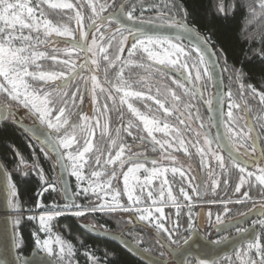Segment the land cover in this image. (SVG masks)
Instances as JSON below:
<instances>
[{
    "label": "snow or ice",
    "instance_id": "6c2138e0",
    "mask_svg": "<svg viewBox=\"0 0 264 264\" xmlns=\"http://www.w3.org/2000/svg\"><path fill=\"white\" fill-rule=\"evenodd\" d=\"M111 6L106 3H99V0L89 3L88 7L91 9V16L88 19L90 23L85 24L84 15H82L77 4L70 2V0H0V97L5 98L6 107L8 108L12 107V104L7 103L10 101L14 102L16 106L27 109L29 114L34 116L39 124L49 130L44 143L50 145V148L45 147L42 150L46 154H54L56 164L60 167H67L70 170L71 175L75 176L78 181V188H80V182L84 180L85 166L93 169L88 178V187H84L76 193V195L83 194L87 197L91 191L92 195L96 197L97 202L91 203L89 211L114 212L119 210L126 213L135 212L139 214V220H148L149 222H152L153 212L159 213V217L156 218V228L167 233L168 239L172 243H175L170 230L163 223L159 222L164 219V210L160 204L164 202V185L169 183L168 180L165 178L160 185L159 199L154 198L153 191L147 189V186L151 185L153 178L163 176L169 169L146 168L145 164L140 162L139 155L131 153V146L123 142L120 137L121 129L119 128L115 130L116 137L110 139V144L107 148L103 147L102 144L98 145L94 143L96 128L101 129V141H103L105 136L110 137V118L103 125L100 123V118H96L95 123L91 124L89 123L90 118L81 112L73 113L69 107V103H71L72 107L77 106V100L82 104L83 95L80 93L79 87H76L71 92L69 89L72 87L73 81L80 78L85 65H88L89 71L93 72V75L89 77L92 103L94 105L97 104V89H99L101 94H106L107 99L112 100L114 104L116 96L113 95V92L120 94V105H126L127 111L142 125L141 129L140 125L129 120L126 127L123 128V131L127 132L128 136H133V132L130 129L135 127L138 132H145L154 144L160 145V148L164 149L165 145L168 148L178 145L176 150L183 149L185 155H188L180 129L171 125L167 118L175 115L180 125L187 126V118H192V114L188 112L187 118H181L185 116V112L181 111V105H183L184 109L193 107L190 101L195 99L197 94L203 99L205 86L208 81L214 79V72L220 67L221 59H223V71L229 73V81H234L238 84L241 96L245 94L246 90H250L252 97H258L259 102L264 105V91L257 90L250 82L245 83L246 80H250L254 71L253 58H256L260 61L261 65H264V39L260 41L259 48L251 50V55L245 54L243 60L238 63L234 62L229 66L227 56L223 54V50H220L219 55L216 52H210V37H202L195 27L188 25L187 21L190 13L183 4L176 5L174 3L172 5V8L176 9L180 19H176L175 16L169 17L167 26L178 30L174 38L175 40L181 39V33L189 38L191 47L188 49L179 43H175L173 38L144 35L140 28L134 31L133 28L128 27L126 29L127 35H125V29L122 27H117L115 33L102 31L103 24L99 23L100 21H107L111 25L119 21L121 15L128 21L134 20L136 9L132 7L131 10L124 11L125 6L123 4L120 5L119 13L103 17L101 14L108 11V8ZM241 7L245 8L246 11L256 18L264 16V0H259V12L251 5L242 4ZM229 8L234 12L235 3L230 4ZM48 10H74L77 29L73 30L64 23H54L49 18ZM216 11L221 15L227 14L223 0H220ZM117 33L119 34L118 36ZM129 36L133 37L130 44ZM53 37H63L65 38V43L74 41L70 48L63 50L62 54L67 59H60L61 50L58 48H53L51 54L47 51V46L56 43L52 39ZM89 40L91 41L90 44L87 43ZM41 46L46 47L42 49ZM126 47L128 48L129 58L138 52L143 53L140 63H134L131 59L128 61L121 59ZM77 49L90 54V57L85 58V64L79 65V71L77 70V64L71 60L72 54L77 52ZM45 59H50L53 62L61 64L64 68L58 71L44 70L43 65L38 63V61ZM117 62L120 63V68L115 73V82H113L109 79L108 69L116 68ZM145 62H151L148 64V68L145 69L148 75L140 76L136 81H131L130 78L125 77V66L134 65L135 67L144 69ZM246 63L253 65V69H246ZM153 66H159L156 71L161 76L167 75L166 69L180 74L179 77L171 80L176 89L181 90L179 94L176 90L170 88H165L161 92L159 87L156 88L155 94L152 93V89L147 81L151 76L149 70ZM101 68H103L105 77L104 84L109 85L107 89L95 74ZM259 74L264 78V67L260 68ZM181 78H184L186 82H182ZM134 83L140 84L141 87L139 89L134 88ZM226 95L228 100L231 101L232 92L229 90ZM182 97H188V101L183 100ZM133 100H139L146 111H141L140 108L134 106L131 102ZM204 102L211 109L212 100L208 99ZM153 105L157 106L155 110L153 109ZM228 107L227 122L224 126L227 140L230 142L229 158L232 159L233 167L243 174L247 172V164L239 160L238 156L233 157L232 152L236 151L239 155H246L249 150L255 152V137L251 135L254 129L251 125L245 124L237 131L235 125L238 124L240 117L234 114L233 109L239 108L240 105L229 103ZM102 109V112H100L101 117L111 111L107 103L102 106ZM161 112L163 113V117L159 115ZM73 114L77 116L81 123L70 119ZM118 119L123 122V112H118ZM195 119H199L198 114ZM203 127L204 124L200 123V128ZM155 133H162L165 137L172 136L173 133L176 135L171 140L162 141L157 139ZM33 135H36V131H33ZM196 135L199 137L200 133L197 132ZM147 137L133 136V139L134 141L136 139L143 141ZM37 138L39 139V137ZM249 140L252 141L250 147L247 143ZM204 144L205 147L197 148V152L201 155L202 160L204 156L210 154L218 162L221 170H225L224 156L212 150V141L206 133L204 134ZM217 147H219V144H217ZM113 149H115L114 154ZM126 149L129 154L125 158ZM241 149H243L242 152ZM105 152H107L106 156ZM165 158L175 159L171 154ZM151 163L155 165L157 161L152 160ZM117 168H119V172ZM141 170L145 173H150L149 176L145 177L143 182L140 181L137 175ZM171 171L174 174L179 172L182 178L185 176L184 171L175 167ZM257 171L259 174L255 175V179L260 185L264 186V167L258 168ZM24 175L26 176L27 173L25 172ZM253 175L254 173L247 172L248 177H252ZM41 179H43L42 175ZM120 180H122L123 189L127 195V205L119 201L120 191L113 187V182ZM133 181H135L134 184L132 183ZM212 183L213 187H215L217 181L213 180ZM225 183H227V180H225ZM244 183L245 178L242 175L239 184L235 187V191L239 193L241 185ZM48 187L53 188V190L55 189L54 184H49L44 188V191H47ZM10 188L12 189L10 194L16 196L15 185L10 184ZM137 188H139L140 194H134ZM146 190L147 199L151 201V206L138 207L142 204L141 196ZM65 191L67 193V190ZM109 193H111L110 202L107 199ZM181 194L184 195L185 199H189L183 188H181ZM167 195L169 200L175 202V197L172 195L170 187L167 190ZM243 195L246 198L248 197L247 192L243 193ZM13 206L17 207L18 205L13 204ZM73 208L75 210H70ZM261 208L264 209V204L261 205ZM66 214L82 217L86 215V212L79 205L69 204H65L63 209L57 207L55 210H49L38 217L40 230L50 234V222ZM241 215H246V213H241ZM209 217L211 218V213H209ZM27 218L29 220L37 219L36 216L31 215ZM135 218L133 217V219ZM189 219L191 220V217ZM14 223L19 224V219ZM216 223H223L219 216L216 217ZM259 224L264 228V220H260ZM175 227L178 229L179 225L177 224ZM192 228L193 224L189 223L188 229L191 230ZM247 231L248 229H237L238 233ZM54 242L58 245V251H55L52 247L53 241L51 240V236H49V239L44 240L37 238L36 246L40 251L46 253L47 256L51 257L55 255L61 262L74 255V246L71 243L66 242L60 236H56ZM184 242L188 243V240L185 239ZM221 242L218 240L214 243L219 244ZM20 243L19 238H17L15 246L19 248ZM248 249L249 251L255 249L258 259L249 258L247 264H264V245L259 240L249 243ZM88 258L93 261V264H99L94 255H90ZM18 259L20 264H44L39 259L31 262L19 257ZM0 264H6V262H0ZM69 264H71L70 259ZM201 264H206V262L202 261Z\"/></svg>",
    "mask_w": 264,
    "mask_h": 264
},
{
    "label": "trees",
    "instance_id": "16d2710c",
    "mask_svg": "<svg viewBox=\"0 0 264 264\" xmlns=\"http://www.w3.org/2000/svg\"><path fill=\"white\" fill-rule=\"evenodd\" d=\"M77 4L80 11L84 7V4L80 0H70ZM157 2V7L160 8L163 14L159 15L165 19L175 16L176 19H180L175 8L172 5L183 4L187 7L190 15L188 17V25L195 27L202 37H210L209 45L213 52L219 55L220 50H223V54L227 56L228 64L231 66L234 62L238 63L243 60L245 54L251 55L252 49L260 47V41L264 39V16L258 18L254 17L241 5H251L260 11L259 0H223L226 15L218 14L216 9L220 0H109L108 5H112L105 12H115L120 9V5L123 4L124 11L131 10L134 7L136 10H141L144 6H150ZM235 3V11L233 12L229 5ZM84 11V10H83ZM85 12V11H84ZM70 12L48 10L49 18L53 22H58L59 18L68 17ZM157 11L152 13H134V15L145 21H155L158 19ZM86 18V15H85ZM102 23V22H101ZM116 24H112L115 26ZM185 47H187L185 45ZM134 58H139V55H135ZM254 60V71L250 80H246L245 83H252L257 90L264 91V78L259 74V70L264 65H261L260 61L256 58ZM43 65L44 70H61L64 68L58 63L52 60H42L39 62ZM223 59L220 60V70L222 74V82L224 86V97L230 90L232 92V98L235 104L240 105L236 109L235 113L239 116H247L252 123L258 121L264 124L262 115L264 114V105H262L258 97L253 98L250 90H246L245 94L241 96L239 86L234 81H229V73L223 71ZM246 69H253V65L245 64ZM106 85V84H105ZM79 87L80 93L83 95V103L80 104L77 100V106H69L73 113L85 111L87 106L89 112L90 97L89 94L80 87V81H74L72 87L69 89L71 92L73 88ZM108 88L109 85H106ZM97 105L102 112V105L107 103L111 111L107 115V120L110 118V137L105 136L101 141V134L95 135L94 143L101 145L105 148L110 144V139L114 138L115 132L113 127L117 126L118 112L112 100L107 99L106 94L100 95L97 98ZM0 103L6 106V100L0 97ZM12 104L13 108H18L14 102H7ZM201 105V103L199 102ZM202 106V105H201ZM124 118L130 119L129 115H125ZM163 117V114H159ZM105 117V116H104ZM72 121L79 123V120L75 114L70 118ZM168 119V118H167ZM83 143V141H81ZM45 148L37 139L31 138L19 127L11 122H6L0 125V162L3 164L11 184L15 185L17 195L10 198V206L12 213L15 215L26 214L32 212L36 206L41 203L44 206L50 205H63L64 200L62 198L59 189H55V192H45L40 198L37 191L41 190L40 176L42 175L46 181L55 180L58 183V177L55 170L54 158L52 154H46L42 150ZM91 155V154H89ZM91 163V161H90ZM93 169L88 167L86 172L89 173ZM27 173L25 176L24 173ZM223 178H221L222 180ZM174 181V179H173ZM70 184L73 194L75 193L73 180L70 178ZM234 185V181L231 183ZM113 185L120 187L119 181H114ZM262 192L254 193L250 192L251 196H260ZM241 194H234L231 192V188L223 190L219 188L214 196L208 198V200H223L233 197H238ZM123 198V197H122ZM126 202L125 200H123ZM97 202L95 197L92 196H77L74 194V202L71 205H79L82 208H90L91 203ZM13 204L18 205L14 207ZM123 213L118 212H103L101 214H86L82 217H74L70 215H64L56 218L53 223V227L56 233L64 240L69 241L74 246V255L71 258L72 264H91L89 260L90 255H94L99 264H143L139 260L132 257L124 249L114 245L109 241L95 239L89 235L83 233L78 223H83L92 226L96 229H102L103 226L111 232H118L126 229L129 223H126L123 218ZM165 215L167 216L165 227H167L175 243L167 240L164 232H157L149 227H135L133 232L125 233V237L132 243L139 241V247L145 250L149 254L158 257L162 260H167L168 256L162 249L158 239L162 238L172 247L179 246L187 239L186 230L189 224V218L186 215L184 209H181L180 213L176 215V223L179 225L177 229L174 227V213L172 209H166ZM19 219L20 223L14 222ZM13 228L16 239L20 240V247L17 248V252L21 256H28L33 249L36 248L34 234L37 232V227L34 221L26 219L23 216H18L13 221ZM126 232V231H125ZM145 248V249H144ZM193 263V261H192ZM224 264V263H219ZM232 264H238L237 259Z\"/></svg>",
    "mask_w": 264,
    "mask_h": 264
},
{
    "label": "flooded vegetation",
    "instance_id": "af4514ba",
    "mask_svg": "<svg viewBox=\"0 0 264 264\" xmlns=\"http://www.w3.org/2000/svg\"><path fill=\"white\" fill-rule=\"evenodd\" d=\"M116 12L117 11L109 12L106 14L104 12L102 14V16L108 17L110 14H114ZM134 20L135 21H141V22H150V21L141 20V19L137 18L135 15H134ZM165 20L167 22L156 23V24L167 26L169 19H165ZM101 22H102V24H108L107 21H100L99 23H101ZM150 23H154V22H150ZM114 24H116V25L112 26V24L111 25L108 24L109 25L108 31H111L113 33L114 30H116V28L119 27V25L117 23H114ZM125 34H127L126 29H125ZM52 39H54L56 41V43L51 45V46H47V51L50 54L52 53L53 48H55L56 46H58L60 44L62 46L71 47V46H68V45L58 41L54 37ZM128 39H129V44H130L133 40V37L129 36ZM174 42L179 43L182 46L186 45L187 47H190L189 45H187V44H185L179 40L174 39ZM87 43H89V41H87ZM45 47L46 46H41L42 49ZM77 51L80 53V57L74 59L73 62L77 64V66H78L77 70L79 71V65L85 64V57H84L83 51H80L79 49H77ZM137 54L139 55V58H134L135 55L132 56L131 58H129L127 49L125 48V51L122 54L121 59L123 61H128L129 59H131L134 63L138 64L141 62V57L143 56V53L138 52ZM87 57H90L89 53H87ZM48 60H50V59H48ZM39 62L40 61H38V63ZM149 63H151V62H145V68L144 69L135 67L134 65L125 66L124 67L125 77L130 78L131 81H136L139 79L140 76L148 75V72H146L145 69L148 68ZM89 65H90V60H89ZM157 67H159V66H153L149 70L151 72V76L149 77L147 83L151 87L152 93L155 94L156 88L159 87L161 89V92H163L165 88H170L172 90H176L179 94L181 90H177L176 86L171 83V80L173 78L179 77L180 74L178 72H174L170 69H166L165 71L167 72V75L161 76L156 71ZM119 68H120V63L117 62L116 68L108 69L109 79L112 80L113 82H115V73L119 70ZM92 74H93V72L89 71L88 65H85L84 70L80 74V78H77L76 80H74V81H80V87L82 86V89L89 94L90 99H91V95H90L91 94L90 93L91 82L89 80V77ZM95 74H97V73H95ZM98 75H99L98 76L99 81L107 89L106 85H108V84H106V85L104 84L105 77H104L103 68H101V70L98 72ZM181 81L185 82L183 80V78H181ZM141 83H144V82H141ZM133 86H134V88H137V89H139L141 87L140 84H135V83ZM76 87L73 88L72 91H74L76 89ZM100 95H102V94L100 92H97V98L100 97ZM113 95L116 96V102L114 104L115 110L116 111H118V110L122 111L123 113H125V115H129L130 119H133L135 124L140 125V122L138 120H136L135 117H132L131 113H129L127 111V107L125 105H123V106L120 105L119 94H116L113 92ZM213 96H214L213 87H212V83L210 80L209 81V88H205V90H204L203 99L200 98L199 94H197V97L190 101L191 105H195L193 107H190V112L193 114L192 117L195 121L187 118L186 115L184 117H181V118H187L188 128L186 130L183 129V127H185L186 125L185 126L183 125L181 127L179 126V123L176 120L175 115L173 117L168 118V122L171 125H174V126L176 125V127H178L180 129L181 136L185 141V147L188 150V155H185V153L183 154V152L181 153L180 151H177L175 148L176 145L173 148H168L167 145H165L164 149L160 148L157 144H154L153 141L149 137H147L145 132H143V131L138 132L137 128H135V127L130 129V131L133 132V136H145L147 138L144 139L143 141H141L140 139H136L134 141L133 136H128L127 132L123 131V128L126 127L129 120L124 118L123 122H121L118 119V116H117V119L119 121H117V126L113 127L114 132H115L114 138L116 137V131L115 130L117 128L121 129V132H120L121 139L123 140V142H125L131 146V153L138 154L139 158H140V162L144 163L146 167L170 165V164L172 165L173 160L167 159L165 157H167L169 154H171V156L175 157V159H174V161L176 162L175 165L179 169L184 171V173L186 174V177L189 179L190 185L194 191L193 199L196 201V203H195V205H193L194 207L192 209L195 210V212H196V217L194 219V224L196 226L195 230L205 240L211 241L213 243L215 241H218V240L223 242V241L230 239V238H233L235 236L245 234V237H247V238L248 237H254V241H252L250 243H253L256 240H259V242L262 245H264V228H262L261 225L259 224L260 220H264V209L261 208V205L264 204V187L260 186L259 184L253 183V180L255 179V175L258 173V171H257L258 168L264 167V126H262L264 124L260 123L258 121H255V123H252L250 121L251 125L255 131V134H256L255 152H252L249 150L248 154L239 155V153H237L236 151H233L235 156L239 157V160L246 162L247 172L254 173V175L252 176L253 178L248 177L247 172L242 174L239 172V170L237 168L233 167L232 159H230L229 156L225 152H223L220 145H219V147H217V144H219V143H218V140H217L214 128H213V124L211 121V117L209 114L210 109H209V106L204 102L205 100H208V99L212 100ZM182 99L185 101H188V97H182ZM223 99H224V97H223ZM199 102L201 103L202 106L199 104ZM132 103L134 104V106L140 108L141 111H146L143 107V104L139 100H134V101H132ZM149 103H151V102H149ZM89 104H90L89 105L90 108H88L89 112L87 111V106H86V108H84L85 111L82 114L91 119L93 111L91 108L92 107L91 103H89ZM69 106H71V105H69ZM0 107L5 109L7 112V118L4 121V123L11 122V123L15 124L17 127H18L17 123H22V124H26V125H30V126H32L34 124H39L38 121L32 120L28 116L26 117V115H24V113L21 111V109L19 107L18 108H13V107L8 108L5 105H2L1 103H0ZM95 108H96V110H98V114H100L101 111L99 109V105L96 104ZM181 111H184L183 105H181ZM159 114H163V113L161 112ZM197 114L199 115V119H195ZM239 117H240L239 120L241 121V123H239V124H241L243 126L245 124H248L246 121L247 120L246 118H248V117L246 115L245 116L244 115L239 116ZM99 118L101 120V125H103L107 120L104 116L103 117L99 116ZM104 118H105V120H104ZM225 121H226V119L224 117V102H223V133L226 137V130H225V126H224ZM79 123H81V121H79ZM200 123L204 124L203 128H200V125H199ZM235 127H236L237 131H239V129L241 128V127L239 128L238 125H235ZM140 128L142 129V125H140ZM197 132L200 133L199 137H197V135H196ZM205 133L207 134L208 138L212 141V145H211L212 150L219 152L221 155L224 156L225 165H226L225 170H221V169H218L217 167H215V165L213 164L215 162H213V160L214 161H216V160L210 154H209V156H210L209 166L206 167L204 165V158L202 160L201 155L197 152V145L201 141V137L204 139ZM99 134H101V130H99V132L95 135H99ZM251 135L253 136L252 133H251ZM164 140H169V139L164 138ZM226 140H227V137H226ZM227 142L230 146V142L228 140H227ZM118 143H119V141H118ZM247 143H248V146L250 147L252 144V141L249 140ZM242 151H243V149H241V152ZM114 153H115V149H113V154ZM105 154L107 155V152H105ZM128 154L129 153L126 149L125 158ZM52 156H53V154H52ZM53 158H54V156H53ZM152 160H156L157 164L153 165L151 163ZM54 164H55L54 166H55V170L57 173L55 159H54ZM117 171L119 172V168H117ZM218 173H221V174L219 175ZM242 175L244 176V178L246 180H245V183L243 185H241V191L239 192L241 194L240 196L229 198V199L227 198V199H223V200H208L209 197L214 196L216 194V192L219 188H221L223 190L224 189L227 190V189L231 188V192H233L234 194H238V192L235 191V187L237 184H239L240 177ZM57 177H58V174H57ZM214 177H215V179H214ZM221 178H223V179L221 180ZM250 178H252L253 180ZM69 179H70V177H69ZM213 180L217 181V184L215 187H213V183H212ZM225 180H227V183H225ZM9 181H10V178H9ZM233 181H234V185L231 184ZM199 183H200V188H199ZM10 184H11V182H10ZM58 185H59V181H58ZM182 186L188 190L187 192H190L186 183H183ZM57 189L60 190V185H59V187L57 186ZM251 191L254 193L262 192V194L260 196H251L250 195ZM245 192L248 193L247 198L244 197V195H243V193H245ZM200 197H202V199H200ZM237 201H240V202H237ZM225 209H227V211H225ZM250 209H251V211H249ZM118 213L124 214L123 215L124 221L126 223H129V225L126 227V229L120 230V231L115 232V233L116 234H122V236L125 239H127L125 237V233L133 232L135 227L145 226L149 230V226L146 223L138 220L137 216L134 213H131V212L126 213V212H122V211H118ZM209 213H211V218L209 217ZM241 213H246V215L242 216ZM86 214H92V213H86ZM217 216H219L221 218V220L223 221L222 224L216 223V217ZM133 217H136V218L133 219ZM238 228L239 229H248V231L243 232V233H238L237 232ZM100 230H103L106 232H111V231H108V229H103V228ZM192 231H193V229L189 230L187 228V230H186L187 240L191 237ZM112 233H114V232H112ZM225 238H227V239H225ZM161 239L162 238H159L158 241H159L162 249L165 251V254L168 256L167 264H173V263L169 262V260H170L169 253L165 249V247L162 246L163 243H162ZM167 240L170 241L168 239V237H167ZM163 241L165 243H167L165 240H163ZM183 243H185V242H182L177 247H172L168 243L167 244L171 248L177 249ZM133 244H135V243H133ZM248 244L249 243L242 244L240 248H238L237 250H234L229 256L223 257L221 260L215 262L214 264H219V263L225 264L226 261L229 260V258L232 259L231 264L236 259L238 261V264H247V261L249 258L257 259L256 255L253 252H250V253L245 255L246 257H248V259L245 260V256L242 255V253H243L242 251H244V249L246 247H248ZM135 245L139 246V241ZM239 255L241 256L240 259L238 257ZM192 261H193V263H192ZM187 264H195V261L193 259H189Z\"/></svg>",
    "mask_w": 264,
    "mask_h": 264
},
{
    "label": "water",
    "instance_id": "95a60500",
    "mask_svg": "<svg viewBox=\"0 0 264 264\" xmlns=\"http://www.w3.org/2000/svg\"><path fill=\"white\" fill-rule=\"evenodd\" d=\"M119 12L120 9H118L116 13ZM116 23L119 25V27H122L124 29L131 27L135 31L137 28H140L142 29L144 35L153 37H169L174 39L178 31L177 29L170 28L166 25H159L156 23L141 22L135 20L128 21L123 15H121L120 20ZM56 39L68 46H71V44L74 43V41L65 43V39L62 38ZM179 41L191 47V41L189 40V38H187L185 34L181 33V39H179ZM82 43L84 42L82 41ZM209 51L213 52L210 45ZM84 57H87L86 52H84ZM183 80L186 82L184 78ZM211 83L213 87L214 96L212 99V106L209 110V114L211 117L216 137L219 138L217 139L218 143L222 148L223 152H225L229 156L230 146L223 133L222 101L224 97V86L222 82V74L220 67H218L214 72V79L211 80ZM6 118V110L0 107V125L4 123ZM246 119L248 125H251L249 118ZM17 125L27 135L37 139L44 147L50 148V145H46L44 143L49 130L44 128L42 125L34 124L30 126L22 123H17ZM33 131H36V135H33ZM252 134L253 137L256 138L254 130ZM37 137H39V139ZM53 156L56 163V157L54 154ZM232 156L236 157L233 152ZM56 168L62 198L64 202L72 204L74 202V194L71 189L67 167H60L56 164ZM65 190H67V193ZM11 191L12 190L10 188L8 174L3 164L0 162V262H6V264H20V261L18 259L19 257L20 259L30 262L39 259L40 261H43L44 264H57L51 257L47 256L45 253H40L36 248L33 249L28 256H21L18 254L17 247L15 246L16 236L14 233L12 220L15 214L12 213L10 206ZM200 199H202V197H200ZM78 227L86 235H89L95 239L109 241L114 245L124 249L132 257L139 260L143 264H167L168 262L167 260H162L144 251L139 246L125 239L122 234L106 232L83 223H78ZM161 241L163 243V246L169 253V262L173 264H187L189 259H193L195 261V264H201L202 261L206 262V264H214L215 262L221 260L223 257L229 256L234 250L240 248L242 244L254 241V237L247 238L245 237V234H243L227 239L219 244H216L211 241L205 240L196 230H193L191 237L188 239V243H183L177 249L171 248L162 239Z\"/></svg>",
    "mask_w": 264,
    "mask_h": 264
},
{
    "label": "rangeland",
    "instance_id": "374dc122",
    "mask_svg": "<svg viewBox=\"0 0 264 264\" xmlns=\"http://www.w3.org/2000/svg\"><path fill=\"white\" fill-rule=\"evenodd\" d=\"M109 0H99V3H101V4H103V3H106L107 4V2H108ZM70 2H72V1H70ZM80 2L81 3H83L84 4V7L82 8V11H81V13H82V15H84V17H85V15H86V18H85V20H84V22H85V24H88V23H90V21H89V17L91 16V9L88 7V4L89 3H91V2H94V0H80ZM72 3H74V2H72ZM75 4V3H74ZM85 12H84V11ZM56 11H67V12H70L69 13V15H68V17H66V19L65 18H59V21L58 22H60V23H64V24H67L71 29H73V30H75V29H77V24H76V20H75V11L73 10V11H70V10H56ZM153 11H157V13L156 14H158V13H160V14H158L157 16H158V19L157 20H155V21H150V22H154V23H165V22H167L166 20H165V18L164 17H160L159 15H161V10H160V8L159 7H157V2H155V4H152V5H150V6H144L141 10H136L135 11V13H137V14H139V13H141L142 12V14L143 13H152ZM103 14V13H102ZM101 14V15H102ZM71 17V18H70ZM54 23H56V22H54ZM109 24V23H108ZM108 24H103V27H102V31H108V28H109V25ZM108 32H111V31H108ZM116 32V30H114V32L113 33H115ZM119 34L117 33V36H118ZM125 35H127V34H125ZM54 38H62V39H65V38H63V37H54ZM90 40H89V44H90ZM185 47V46H184ZM55 48H58V49H60L61 50V54H60V59H67V57H65L62 53H63V50L64 49H66V48H70V47H67V46H62L61 44L60 45H58V46H56ZM186 49H188V48H190V47H185ZM126 49H127V52H128V48L126 47ZM80 57V53L77 51V52H74L73 54H72V56H71V60L72 61H74V59H76V58H79ZM56 63V62H55ZM59 65H61V64H59ZM62 67H63V65H61ZM110 69V68H109ZM48 71H51V70H48ZM53 71H58V70H53ZM93 75V74H92ZM97 75V77L99 76L98 75V73L96 74ZM98 80H99V78H98ZM205 88H209V81L207 82V84H206V86H205ZM97 92H99V89H97ZM91 95V94H90ZM120 95V94H119ZM259 100V99H258ZM134 101V100H133ZM132 102V101H131ZM150 102V101H149ZM223 102H224V117H225V119H226V121H227V112H228V110H229V107H228V105H229V103H234L235 104V101L233 100V98H232V100L231 101H229L228 100V98H227V95L224 97V99H223ZM90 103H91V108H92V111H93V113H92V116H91V119H89V123H91V124H94L95 123V119L96 118H99V116H100V114H98V110H96V108H95V105L92 103V97H91V99H90ZM196 103V102H195ZM69 105H71V103H69ZM126 106V105H125ZM193 106H195V105H193ZM127 107V106H126ZM156 107L157 106H155V105H153V108L154 109H156ZM20 109H21V111L24 113V115H26V117L28 116L29 118H31L32 120H35V117L34 116H32V115H30L29 114V112H28V110L27 109H24L23 107H19ZM236 109L237 108H234L233 109V112H234V114L235 115H237L238 117H239V114L238 113H235L236 112ZM183 110H184V112H185V115L187 116V113L188 112H190V108H188V109H184V107H183ZM192 114V113H191ZM193 115V114H192ZM105 118L107 119V116L105 115ZM105 118H104V120H105ZM262 118L264 119V114L262 115ZM189 119H191V120H194L193 119V117L192 118H189ZM103 120V121H104ZM36 121V120H35ZM195 121V120H194ZM226 121H225V123H226ZM198 122V121H197ZM100 123H101V120H100ZM199 123V122H198ZM239 123H241V121L239 120V122H238V127L240 128V127H243V125H241V124H239ZM200 125V124H199ZM198 125V126H199ZM43 126V125H42ZM174 126V125H173ZM179 126L181 127V126H183V125H180L179 124ZM185 126V125H184ZM44 127V126H43ZM174 127H176V125L174 126ZM188 128V126H185V127H183V129L184 130H186ZM48 130V129H47ZM99 130H101L100 128H96L95 129V134H97L98 132H99ZM147 135V134H146ZM155 135H156V137H157V139H160V140H164V138H168L169 140H171L176 134L175 133H173L172 134V136H169V137H165L162 133H155ZM150 138V137H149ZM151 139V138H150ZM158 145V144H157ZM159 147H160V145H158ZM175 147V146H174ZM176 147H178V145H176ZM175 147V148H176ZM199 147H205V144H204V139L201 137V141L199 142V144L197 145V148H199ZM61 151H63V150H61ZM181 153L183 152V154L185 153L184 151H183V149H181V150H179ZM89 155V154H88ZM105 156H106V154H105ZM209 158H210V156L209 155H206V156H204V165L207 167V166H209ZM213 162H215V163H213L214 165H215V167H217L218 169H221L219 166H218V162L217 161H214L213 160ZM172 165L170 164V165H161V166H152V167H146V168H148V169H152L153 167H156V168H168L169 169V171L168 172H166L163 176H159V177H156V178H153L152 179V183H151V185H148L147 186V189L148 190H152L153 191V196H154V198H156V199H159V192H160V185H161V183H162V181L166 178L167 180H168V184L167 185H164V202L163 203H161L160 204V206L161 207H163V210H164V219L162 220V221H159V222H161V223H163V224H165V222H166V219H167V216L165 215V210L166 209H172L173 210V213H174V222H173V224H174V227H175V225H177V223H176V215H178L177 213H180V211H181V209L183 208L184 210H185V212H186V215L188 216V218L189 217H191V220L189 219V223H192L193 224V230H195V228H196V226H195V224H194V219H195V217H196V212H195V210H193L192 208L194 207L193 205H195V203H196V201L193 199V196H194V191H193V189H192V187H191V185H190V182H189V179L186 177V174H185V176L182 178L180 175H179V172H177V173H173L172 171H171V169L173 168V167H175V168H177V169H179L176 165H175V161L173 160L172 161ZM110 168H111V166H109ZM86 168H87V166H85V168H84V180L82 181V182H80V188H78L77 187V184H78V181L76 180V177L75 176H73V175H71V173H70V170L67 168V170H68V174H69V177L73 180V183H74V189H75V193L74 194H76L77 192H79V191H81V189H83L84 187H88V178H89V176H90V173L91 172H89V173H87L86 172ZM179 170H181V169H179ZM182 171V170H181ZM219 175L221 174V173H218ZM225 174V173H224ZM257 174H259V173H257ZM137 175L139 176V178H140V181L141 182H143L144 180H145V177H147V176H149L150 175V173H145L143 170H141L139 173H137ZM218 177V176H217ZM253 178V177H252ZM252 178H250V179H252ZM173 179H174V181H173ZM214 179H215V177H214ZM246 180V179H245ZM253 180V179H252ZM40 182H41V190H40V193H39V198L45 193V192H49V191H51V190H53V188H51V187H48V189H47V191H44V188L45 187H47V185H49V184H54L55 185V189H56V186H58L59 187V185H58V183L55 181V180H53V181H46L44 178L43 179H41V176H40ZM133 184L135 183V181H133L132 182ZM183 183H186V185H187V187L189 188V190H190V192H187L188 190L185 188V187H183L182 186V184ZM253 183H256V184H259V182L258 181H256V179H254L253 180ZM119 184H120V187L118 188V187H116V186H114L113 185V187L114 188H117L119 191H120V196L118 197V199H119V201H123V200H125L126 201V203L128 204V200H127V195H126V193L124 192V189H123V183H122V180H120L119 181ZM260 185V184H259ZM260 186H262V185H260ZM171 188V191H172V195L175 197V202H173L172 200H169L168 199V195H167V190H168V188ZM262 187H264V186H262ZM181 188H183V190H184V192L185 193H187V195H188V197H189V199H185V197H184V195L183 194H181ZM12 190V189H11ZM134 194H140V190H139V188H137L136 189V193H134ZM101 195H103V193H101ZM77 196H84L83 194H81V195H77ZM88 196H92V197H95V196H93L92 195V193H91V191L88 193ZM11 197H14V196H12L11 195ZM123 197V198H122ZM96 198V197H95ZM107 199H108V201L110 202L111 201V193H109V195H108V197H107ZM141 200H142V204L141 205H139L138 207H150L151 206V201L150 200H148L147 199V190L143 193V195L141 196ZM65 204H69V203H64L63 205H61V206H57V205H50V206H44V205H42L41 203H39L37 206H36V208L32 211V212H30V213H26V214H19V215H14L13 216V218H12V220L14 221L15 219H16V217H18V216H23V217H25L26 219H28L27 217L28 216H36L37 217V219H35V220H32V221H34V223H35V225H36V227H37V232L34 234V239H35V245H36V239L37 238H39V239H41V240H44V239H49V236H51V240L53 241V243H52V247H53V249L55 250V251H58V245H56L55 244V238H56V236H59L57 233H56V231H55V229H54V227H53V223H54V220L56 219H54V220H52L51 222H50V226H51V233L49 234V233H46V232H44V231H41L40 230V224H39V219H38V217H39V215H41V214H44L45 212H47V211H49V210H55V208H60V209H63V206L65 205ZM69 205H71V204H69ZM81 209L82 210H84L85 212H87V213H92V214H95V215H97V214H101V213H103V212H99V211H97V212H91V211H89V210H87V209H89V208H82L81 207ZM70 210H75L74 208L73 209H70ZM104 212H110V211H104ZM116 212V211H115ZM131 213H134L136 216H137V218H138V213H135V212H131ZM67 215V214H66ZM159 213H155V212H153V214H152V222H149L148 220H145V221H142V222H144V223H146L149 227H151L152 229H154L155 231H157V232H160L161 230H159V229H157L156 228V226H155V223H156V218L157 217H159ZM62 216H64V215H62ZM70 216H72V215H70ZM60 217V216H59ZM58 218V217H57ZM139 220V219H138ZM141 221V220H140ZM191 229V230H192ZM162 232V231H161ZM166 234V236L168 237V234L167 233H165ZM64 240V239H63ZM66 241V240H65ZM66 242H69V241H66ZM70 243V242H69ZM36 249L40 252V253H44L43 251H40L38 248H37V246H36ZM243 253H242V255L243 256H245L246 254H248V253H250V252H253L255 255H256V250L255 249H252L251 251H249V249H248V247H246L245 249H244V251H242ZM46 254V253H45ZM50 257V256H49ZM239 257V259L241 258V256L239 255L238 256ZM51 258L57 263V264H69V259H70V262H71V258H73V256L72 257H70L69 259H65L63 262H61V261H59L58 259H57V257L54 255V256H51ZM257 259H258V257H256ZM248 259V257H246L245 256V260H247ZM231 262H232V259L231 258H229V260H227L226 261V263L225 264H231ZM71 264H72V262H71ZM74 264V263H73ZM91 264H93V261H91Z\"/></svg>",
    "mask_w": 264,
    "mask_h": 264
},
{
    "label": "built area",
    "instance_id": "2783aa9c",
    "mask_svg": "<svg viewBox=\"0 0 264 264\" xmlns=\"http://www.w3.org/2000/svg\"><path fill=\"white\" fill-rule=\"evenodd\" d=\"M55 190H51V192L53 193ZM40 192V190L39 191H37V193H39ZM121 203H123V204H125V205H127V203L126 202H124V201H120ZM87 210H89V209H87ZM119 210H117L116 212H118ZM111 212V211H110ZM115 212V211H114ZM87 213V212H86ZM90 213V212H89ZM103 228H105L104 226H103Z\"/></svg>",
    "mask_w": 264,
    "mask_h": 264
}]
</instances>
